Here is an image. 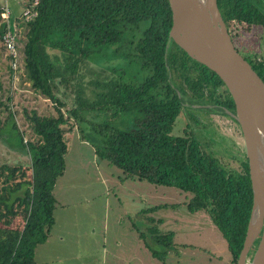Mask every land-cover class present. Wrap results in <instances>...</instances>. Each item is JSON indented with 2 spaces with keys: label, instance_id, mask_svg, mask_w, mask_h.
I'll use <instances>...</instances> for the list:
<instances>
[{
  "label": "trees",
  "instance_id": "obj_1",
  "mask_svg": "<svg viewBox=\"0 0 264 264\" xmlns=\"http://www.w3.org/2000/svg\"><path fill=\"white\" fill-rule=\"evenodd\" d=\"M18 2L22 5L23 0ZM217 6L225 23L247 37L253 25H264V13L251 0H217ZM2 8L0 5V14ZM14 10L9 25L16 17ZM35 10L36 17L25 23L23 67L33 90L54 104L55 115L24 111L36 140L26 144L12 112L5 125L0 123V137L9 138L10 130L17 131L19 144L31 155L27 167L0 164V193L12 183L22 186V196L15 191L0 199L7 215H13L17 202L24 204L21 226H0V264H36L35 249L46 242L55 224L53 189L65 169L64 138L72 126L78 129L81 142L91 143L98 160L121 171L122 180L145 181L190 194L187 211H204L210 216L226 240L231 263L237 264L252 210L243 147L239 146L237 166L231 167L203 150L189 124L182 134H173L183 105L188 103L191 110L193 105L203 106L200 111H212L205 107L212 105L231 119L240 137L237 122L228 116L235 113L234 103L220 78L170 39L168 0H38ZM0 21L1 40L7 23ZM7 58L13 61L11 56ZM105 60H116L119 66L135 65L137 72L146 73L141 80L118 76L97 82L98 91L92 92V99L78 88L71 106L63 111L66 106L57 90L78 77L87 62L99 66ZM252 68L264 81V64ZM8 69L14 73L10 64ZM87 116L101 120L95 122ZM189 116L196 125L201 124L193 113ZM117 118L120 123L112 124ZM150 223L154 240L161 243L165 236L156 234L154 223ZM132 229L136 231L134 226ZM258 239L248 256L252 257ZM152 256L159 257L155 252Z\"/></svg>",
  "mask_w": 264,
  "mask_h": 264
},
{
  "label": "rangeland",
  "instance_id": "obj_2",
  "mask_svg": "<svg viewBox=\"0 0 264 264\" xmlns=\"http://www.w3.org/2000/svg\"><path fill=\"white\" fill-rule=\"evenodd\" d=\"M18 1L21 0H0V5L6 10L2 17L7 18L11 9L16 11V17L10 22L17 44L13 73L8 69L13 62H8L7 58L12 52L5 51L2 38L0 40V123L5 125L8 114L12 112L13 121L26 144L36 140L24 111L50 116L55 115V107L46 97L35 92L27 80L22 53L27 27L19 19L30 1L23 0L22 5ZM256 32V38L249 34L248 46L255 38L253 43L255 46L260 44V48L254 53L257 59L264 60V30ZM97 65L95 61L87 62L81 67L78 77L57 90V97L66 106L63 111L71 106L78 88L85 93L84 97L92 99V92L98 91L97 82L118 76L128 81L132 76L141 80L146 73L137 72L135 65L119 66L116 60H105ZM205 107L213 110L200 111L198 109L203 106L198 105H193L191 110V105L184 103L183 114L177 118L173 134H182L189 124L205 152L223 159L231 167L237 166L241 159L239 146H242V141L235 124L212 105ZM191 113L201 124L196 125L191 120ZM228 116L232 117L231 114ZM87 117L95 122L101 120L95 116ZM119 120L115 119L112 124L118 125ZM72 127L64 138L67 144L65 169L53 189L55 224L48 236L49 244L37 253L36 264H232L226 240L210 216L204 211H187L185 204L190 194L145 181L122 180L121 171L106 161L98 160L91 143L81 142L78 129ZM9 132V138L0 137V164L29 166L31 155L28 149L19 144L17 131ZM19 185L17 182L3 187L0 199L9 198L15 191L22 196V186ZM22 203L14 204L10 217L6 206L0 203V226H21ZM154 207L157 208L154 212L140 214ZM151 221L155 225V233L165 236L161 243H157L151 234ZM137 231L141 233L142 240ZM165 245L171 248L167 249ZM152 252L159 257L154 258ZM250 259L251 255L247 260Z\"/></svg>",
  "mask_w": 264,
  "mask_h": 264
},
{
  "label": "water",
  "instance_id": "obj_3",
  "mask_svg": "<svg viewBox=\"0 0 264 264\" xmlns=\"http://www.w3.org/2000/svg\"><path fill=\"white\" fill-rule=\"evenodd\" d=\"M168 3L170 39L190 59L214 72L234 103L231 116L239 127L252 189V210L237 264H264V81L232 43L217 0Z\"/></svg>",
  "mask_w": 264,
  "mask_h": 264
},
{
  "label": "flooded vegetation",
  "instance_id": "obj_4",
  "mask_svg": "<svg viewBox=\"0 0 264 264\" xmlns=\"http://www.w3.org/2000/svg\"><path fill=\"white\" fill-rule=\"evenodd\" d=\"M251 1L256 7H258L264 13V0H251ZM225 26L232 43L234 44L236 49L244 56V58L250 63L251 66L258 67L261 64H264V60L257 59L256 53H254L256 50L260 48V44H256L258 46H255L253 43L254 39L257 36L256 31L264 30V25H253L251 29L252 31L251 35L255 36V38H253L252 43L250 42L249 46H248V42L250 41L249 37L245 36L240 30L236 31L235 28H233L230 23L228 24L225 23Z\"/></svg>",
  "mask_w": 264,
  "mask_h": 264
},
{
  "label": "built area",
  "instance_id": "obj_5",
  "mask_svg": "<svg viewBox=\"0 0 264 264\" xmlns=\"http://www.w3.org/2000/svg\"><path fill=\"white\" fill-rule=\"evenodd\" d=\"M37 3H38V0H33L32 2H29L28 4L26 3L24 11L22 12L23 15H22V17H20L19 20H22L24 23H27V22L31 21L32 19H34L37 15V12L35 10ZM4 11H6V10H4V9L2 10L1 18L4 21H6L7 25L5 26V32L2 36V43H3L5 51H11L12 52L8 56H11L13 58V61H11V62H13L11 64V66L15 67V51L17 49L16 36L14 33L15 31H13L12 24L9 25L10 14L8 15L7 18L2 17V15H4ZM7 11L9 12L8 9H7Z\"/></svg>",
  "mask_w": 264,
  "mask_h": 264
},
{
  "label": "crops",
  "instance_id": "obj_6",
  "mask_svg": "<svg viewBox=\"0 0 264 264\" xmlns=\"http://www.w3.org/2000/svg\"><path fill=\"white\" fill-rule=\"evenodd\" d=\"M85 143H86V142H85ZM93 152H94V150H93ZM49 242H50V241H49ZM49 242H48V239H47L46 242H45L43 245H40V246H38V247L35 249V253H34L35 259H36L37 253L39 252L40 248L44 247L45 244H49ZM57 246H59V243H58Z\"/></svg>",
  "mask_w": 264,
  "mask_h": 264
}]
</instances>
